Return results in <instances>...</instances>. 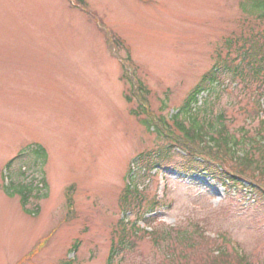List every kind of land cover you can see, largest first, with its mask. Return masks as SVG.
I'll return each mask as SVG.
<instances>
[{
  "label": "rangeland",
  "instance_id": "obj_1",
  "mask_svg": "<svg viewBox=\"0 0 264 264\" xmlns=\"http://www.w3.org/2000/svg\"><path fill=\"white\" fill-rule=\"evenodd\" d=\"M82 1L89 11L74 6L77 0H0V264H107L123 239L130 245L114 264H215L228 257L231 264H264V201L175 170L182 163L177 149L170 167L144 169L166 141L143 124L146 115L131 113L139 97L127 100L124 76L131 58L150 110L170 119L206 72L264 30L254 0ZM98 21L124 40L120 59ZM223 82L214 111L237 139L242 129L257 137L261 81L225 75ZM35 143L46 150L45 163L31 151ZM131 169L141 192L127 204ZM165 183L163 206L145 215V226L138 220ZM24 187L31 213L21 206ZM182 233L193 234V243Z\"/></svg>",
  "mask_w": 264,
  "mask_h": 264
},
{
  "label": "trees",
  "instance_id": "obj_2",
  "mask_svg": "<svg viewBox=\"0 0 264 264\" xmlns=\"http://www.w3.org/2000/svg\"><path fill=\"white\" fill-rule=\"evenodd\" d=\"M251 3L255 10L254 15L264 19V0H254ZM110 40L112 39L110 38ZM115 42H120V40L115 39ZM244 42V44L237 47L238 52L235 58H223L222 62L218 61L210 71L203 75L178 114L175 115L173 124L163 117H157L150 110V107L146 105L148 102L145 96L148 89L140 79H137L135 76V64L131 58L128 59L125 63V78L129 80L133 85L132 87L141 96L140 106L137 109H132L131 113L135 116L146 115L147 119L143 121V124L149 129H153L159 137L166 141L165 147H160L154 151L153 155L148 154L145 159V170H152L156 166L170 167L168 160L172 156V152L177 149L182 154V163L181 165H174V169L207 175L225 187L248 189L251 194L253 193L264 201V122L259 125L257 137L250 136L247 130L242 129L240 132L245 136L242 140L237 139L228 132L224 114L222 112L216 113L212 102L215 96L218 95L219 88L224 83L223 78L225 75H232V78H241V81L248 77L259 79L263 88L264 30L260 34L257 33L248 39H244ZM109 46L113 50L112 44ZM131 91L135 97L133 90ZM132 95L126 96L129 102L133 101ZM261 95L262 92L257 102ZM188 117L191 118L190 122L187 120ZM30 149L33 152L35 151L37 158L42 163L46 162L47 153L41 145L34 144V146H30ZM229 157L235 158V169L234 167H226V165L228 166L227 159ZM255 174L260 177L256 178ZM25 188L20 190L23 195L22 204L24 206L28 203ZM138 188L139 186L135 185L124 189V201L127 204H130L131 198L135 200H138V197L140 198L141 191ZM69 192V204L72 206L74 203L72 198L73 187L70 188ZM142 201L139 199V202ZM159 207L161 205L152 203L150 211H157ZM130 229H133L134 234L138 235L140 233L136 227H131ZM158 231L154 227L151 233L156 234ZM169 233H164L161 237L166 239ZM186 236L183 234L182 238L190 239V244H192L193 234H186ZM129 245V242L125 239L120 240L118 245H113L108 264H114L117 258L119 263V257L122 256L123 250L127 249ZM75 247L77 248V245ZM226 256H229V254H226ZM231 263L232 261L228 257L223 259V262L215 264ZM233 264H248V262L241 260Z\"/></svg>",
  "mask_w": 264,
  "mask_h": 264
}]
</instances>
